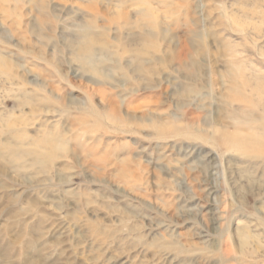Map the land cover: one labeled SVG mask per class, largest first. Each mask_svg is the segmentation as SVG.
I'll return each instance as SVG.
<instances>
[{"label":"rangeland","instance_id":"1","mask_svg":"<svg viewBox=\"0 0 264 264\" xmlns=\"http://www.w3.org/2000/svg\"><path fill=\"white\" fill-rule=\"evenodd\" d=\"M0 264H264V0H0Z\"/></svg>","mask_w":264,"mask_h":264}]
</instances>
